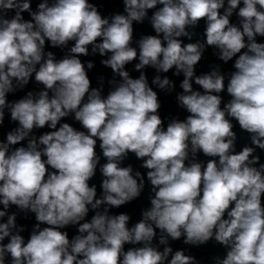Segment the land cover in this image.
<instances>
[{
  "label": "clouds",
  "instance_id": "1",
  "mask_svg": "<svg viewBox=\"0 0 264 264\" xmlns=\"http://www.w3.org/2000/svg\"><path fill=\"white\" fill-rule=\"evenodd\" d=\"M120 2L0 0V264H202L209 243L211 264H264V0ZM208 49L222 63L197 74ZM97 55L112 75L93 86ZM169 72L187 115L165 125ZM146 186L138 221L112 211Z\"/></svg>",
  "mask_w": 264,
  "mask_h": 264
}]
</instances>
